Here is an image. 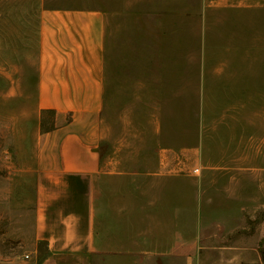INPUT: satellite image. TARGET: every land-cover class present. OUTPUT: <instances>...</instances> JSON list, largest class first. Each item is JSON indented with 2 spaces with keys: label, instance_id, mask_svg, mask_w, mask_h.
<instances>
[{
  "label": "rangeland",
  "instance_id": "1",
  "mask_svg": "<svg viewBox=\"0 0 264 264\" xmlns=\"http://www.w3.org/2000/svg\"><path fill=\"white\" fill-rule=\"evenodd\" d=\"M218 1L0 0V89L6 75L18 83L32 76L19 68L34 59L38 8H104L101 120L113 151L120 147L132 163L130 153L155 139L158 147H192L198 136L204 168L188 176L196 221L188 225L189 264H264V16L260 0L244 9ZM197 91L205 94L198 113ZM25 92L0 91V264H34L31 158L52 115L38 119L33 91ZM176 130L183 140L168 144Z\"/></svg>",
  "mask_w": 264,
  "mask_h": 264
},
{
  "label": "crops",
  "instance_id": "2",
  "mask_svg": "<svg viewBox=\"0 0 264 264\" xmlns=\"http://www.w3.org/2000/svg\"><path fill=\"white\" fill-rule=\"evenodd\" d=\"M232 1L234 8L253 7L248 0ZM35 15L34 59L19 68L32 76L18 83L6 75L0 89L7 96L33 91L38 119L52 115L31 158L34 264H189L188 225L196 221L189 217L188 176L204 168L202 140L197 136L192 147H158L155 139L153 147L130 153L139 162L126 163L125 151H113L105 138L101 120L108 92L107 12L51 6ZM220 87L233 90L229 83ZM200 93L191 106L197 113L205 98ZM182 133L176 130L168 144L180 143Z\"/></svg>",
  "mask_w": 264,
  "mask_h": 264
},
{
  "label": "built area",
  "instance_id": "3",
  "mask_svg": "<svg viewBox=\"0 0 264 264\" xmlns=\"http://www.w3.org/2000/svg\"><path fill=\"white\" fill-rule=\"evenodd\" d=\"M198 171H199V168H198V167L192 169V172H193V173H197ZM26 256H27V255H26Z\"/></svg>",
  "mask_w": 264,
  "mask_h": 264
}]
</instances>
